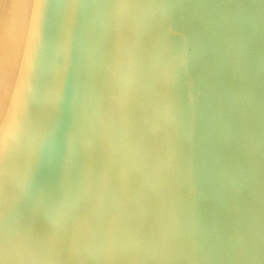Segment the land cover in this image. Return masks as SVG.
<instances>
[{
    "label": "snow or ice",
    "instance_id": "obj_1",
    "mask_svg": "<svg viewBox=\"0 0 264 264\" xmlns=\"http://www.w3.org/2000/svg\"><path fill=\"white\" fill-rule=\"evenodd\" d=\"M35 7L46 55L0 120V264H264V63L258 154L254 107L223 105L202 71L225 33L250 47L255 6L227 17L179 0ZM260 21L264 42V5ZM225 156L248 179L221 208Z\"/></svg>",
    "mask_w": 264,
    "mask_h": 264
},
{
    "label": "water",
    "instance_id": "obj_2",
    "mask_svg": "<svg viewBox=\"0 0 264 264\" xmlns=\"http://www.w3.org/2000/svg\"><path fill=\"white\" fill-rule=\"evenodd\" d=\"M36 1V0H35ZM181 3L207 6L203 11L214 12L222 16H230L238 11L229 6L251 5L255 6L250 11L246 10V15L251 22L254 34L251 45L241 42L225 33L220 46H212L205 49L202 71L207 77L210 90L214 95L218 94L223 105L228 108L246 112L254 107L257 121L256 149L259 153V116H260V95L262 88V63H264V42L261 39L260 6L264 5V0H179ZM35 2L33 7L35 9ZM34 11V10H33ZM33 16V13H32ZM28 19V27L22 34L24 35L25 70L20 78L17 90L9 100L4 113L9 120L13 119L18 108L26 98L30 83L33 82L39 64L45 58L47 51V33L42 10L36 8L35 16ZM33 23V24H32ZM32 25L30 42L27 46L28 30ZM19 36L17 45L21 46L22 40ZM21 40V42H20ZM248 82V86H243ZM4 106V105H3ZM4 108V107H3ZM223 142L226 145L233 143V133L229 122L227 133L223 135ZM241 151H246L247 142L243 139L239 145ZM217 178L220 181V190L216 193L215 201L219 207H225L229 202V197L234 191L232 182L244 183L248 179V174L242 170L233 160L225 156L217 165ZM255 184L258 195L259 187V156L257 155V170ZM256 226H259V209L257 207ZM224 220L222 217H214L208 224L211 231L222 229Z\"/></svg>",
    "mask_w": 264,
    "mask_h": 264
},
{
    "label": "bare ground",
    "instance_id": "obj_3",
    "mask_svg": "<svg viewBox=\"0 0 264 264\" xmlns=\"http://www.w3.org/2000/svg\"><path fill=\"white\" fill-rule=\"evenodd\" d=\"M34 2L37 3V0H0V120L3 119L9 100L15 94L24 74V35L23 39L21 37L28 27V19L32 13V19L35 16ZM31 30L32 25L28 30L26 48L30 42ZM19 36L22 40L20 48L17 45Z\"/></svg>",
    "mask_w": 264,
    "mask_h": 264
},
{
    "label": "rangeland",
    "instance_id": "obj_4",
    "mask_svg": "<svg viewBox=\"0 0 264 264\" xmlns=\"http://www.w3.org/2000/svg\"><path fill=\"white\" fill-rule=\"evenodd\" d=\"M0 39H1V37H0Z\"/></svg>",
    "mask_w": 264,
    "mask_h": 264
}]
</instances>
